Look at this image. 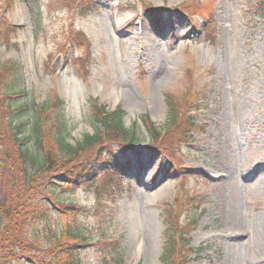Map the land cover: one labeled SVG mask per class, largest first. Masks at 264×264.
I'll return each mask as SVG.
<instances>
[{"label":"rangeland","instance_id":"1","mask_svg":"<svg viewBox=\"0 0 264 264\" xmlns=\"http://www.w3.org/2000/svg\"><path fill=\"white\" fill-rule=\"evenodd\" d=\"M263 2L0 0V65L22 76L11 99L29 104L17 118L25 128L59 99L69 144L101 130L90 121L95 103L121 108L136 131L126 152L112 145L114 164L97 168L93 186L61 189L81 210L54 226L76 219L91 234L84 264H162L167 222L192 220L178 234L184 263L264 264ZM169 101L194 125L186 144L172 141V157L152 149L144 124L167 127ZM105 175L113 186L98 195ZM11 182L0 172L8 208Z\"/></svg>","mask_w":264,"mask_h":264},{"label":"trees","instance_id":"2","mask_svg":"<svg viewBox=\"0 0 264 264\" xmlns=\"http://www.w3.org/2000/svg\"><path fill=\"white\" fill-rule=\"evenodd\" d=\"M0 67V172L12 175L11 206L0 204V264H84L80 249L89 245L91 234L80 228L76 219L58 230L54 226L55 216L63 217L66 211L75 216L81 210L62 199L61 189L80 182L93 186L97 168L111 169L114 164L112 145L126 152L135 144L136 131L125 127V112L121 108L110 112L95 103L90 121L101 130L78 144H69L64 137L68 120L60 115L64 103L59 99L32 112L29 126L25 128L17 118L29 104L15 105L11 99L23 93L14 90L22 76L15 64L4 66L6 72ZM13 68L15 73L11 75ZM169 103L171 114L167 127L158 128L149 119L144 124L152 149L172 157L175 155L172 141L186 144L194 125L191 117L183 120L184 114ZM52 112L56 117H52ZM101 179L104 181L96 189L98 195L102 187H111L114 182L106 175L100 176ZM196 223L192 220L175 228L167 222L162 264H172L177 258L180 264H186L183 246L179 244L186 240L182 235L190 233L184 229Z\"/></svg>","mask_w":264,"mask_h":264},{"label":"bare ground","instance_id":"3","mask_svg":"<svg viewBox=\"0 0 264 264\" xmlns=\"http://www.w3.org/2000/svg\"><path fill=\"white\" fill-rule=\"evenodd\" d=\"M228 110V109H227ZM231 111V113H233V115L235 114L236 116H240L241 114V111L239 110V108H237V107H235L233 110H230ZM232 166V163H230L229 162V164L225 167V169L227 170H229L230 169V167ZM224 167V166H223ZM226 172V171H225Z\"/></svg>","mask_w":264,"mask_h":264}]
</instances>
